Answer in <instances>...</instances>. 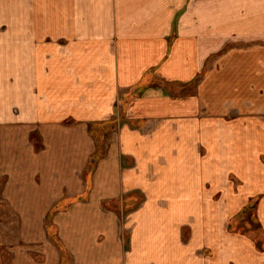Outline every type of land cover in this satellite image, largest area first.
I'll use <instances>...</instances> for the list:
<instances>
[{
  "label": "crops",
  "instance_id": "obj_1",
  "mask_svg": "<svg viewBox=\"0 0 264 264\" xmlns=\"http://www.w3.org/2000/svg\"><path fill=\"white\" fill-rule=\"evenodd\" d=\"M263 159L264 0H0V264H264Z\"/></svg>",
  "mask_w": 264,
  "mask_h": 264
},
{
  "label": "rangeland",
  "instance_id": "obj_2",
  "mask_svg": "<svg viewBox=\"0 0 264 264\" xmlns=\"http://www.w3.org/2000/svg\"><path fill=\"white\" fill-rule=\"evenodd\" d=\"M157 84H159V83H157ZM166 85H167V87L166 86H164V87H166L167 89L171 86V84H166ZM172 86L174 87L175 95H179V91L177 90L179 88V86H177L176 84H172ZM122 99H123V96H122ZM116 117H119V118L123 117V119H124V116L122 115V110H120V115L116 116ZM113 120L109 121L108 122L109 124H107V125H103V126L99 125V126L93 128L92 132H93L94 139L96 140V150L94 152V155L91 156L90 161L88 163L89 168H91V167L95 168V166L92 165V161L93 160L95 161L96 159L98 161L101 158V151L102 150H104L105 152L107 151L108 142L111 140L113 133L117 131V124L115 122H113ZM128 121H129L131 126H133V127L135 126L134 120H128ZM136 121H138V120H136ZM137 125L138 126L140 125V121H138ZM263 161H264V159H263ZM230 177H232L231 179L233 181H237L238 184L244 185V180L241 177L240 178L239 177L236 178V176H230ZM137 196L135 197L132 195L131 197L134 198L133 200H137V199L139 200L140 198H139V196L138 197ZM256 198H258V200H259L260 196H257ZM253 199H255V198H253ZM249 203H250V201H249ZM127 206L128 205L126 202V208H127ZM238 228L239 229L243 228L242 229L243 231H246V233L252 234L254 236V240L258 244L259 250L262 248V243H264V239H262V237L260 235L261 231H260V225L258 223L253 222L252 225H250L249 223L248 224L246 223L245 226L239 224Z\"/></svg>",
  "mask_w": 264,
  "mask_h": 264
},
{
  "label": "trees",
  "instance_id": "obj_3",
  "mask_svg": "<svg viewBox=\"0 0 264 264\" xmlns=\"http://www.w3.org/2000/svg\"><path fill=\"white\" fill-rule=\"evenodd\" d=\"M73 120L66 121V124H72ZM95 161H92V165L94 166ZM92 168V167H91ZM258 205V198L251 199L250 203L245 206L238 215L234 218L232 223L230 224V229H239V224L245 226L246 223L252 225L253 222H257L256 217V209Z\"/></svg>",
  "mask_w": 264,
  "mask_h": 264
}]
</instances>
